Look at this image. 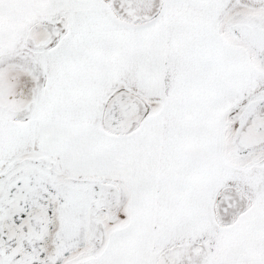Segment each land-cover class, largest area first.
I'll list each match as a JSON object with an SVG mask.
<instances>
[{"label": "snow or ice", "instance_id": "1", "mask_svg": "<svg viewBox=\"0 0 264 264\" xmlns=\"http://www.w3.org/2000/svg\"><path fill=\"white\" fill-rule=\"evenodd\" d=\"M0 264H264V0H0Z\"/></svg>", "mask_w": 264, "mask_h": 264}]
</instances>
